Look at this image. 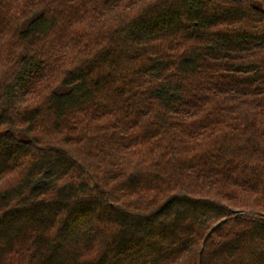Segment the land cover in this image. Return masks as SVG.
<instances>
[{"label":"trees","instance_id":"obj_1","mask_svg":"<svg viewBox=\"0 0 264 264\" xmlns=\"http://www.w3.org/2000/svg\"><path fill=\"white\" fill-rule=\"evenodd\" d=\"M0 264H264V0H0Z\"/></svg>","mask_w":264,"mask_h":264},{"label":"rangeland","instance_id":"obj_2","mask_svg":"<svg viewBox=\"0 0 264 264\" xmlns=\"http://www.w3.org/2000/svg\"><path fill=\"white\" fill-rule=\"evenodd\" d=\"M237 213H243V214H247L249 212V210H236Z\"/></svg>","mask_w":264,"mask_h":264}]
</instances>
